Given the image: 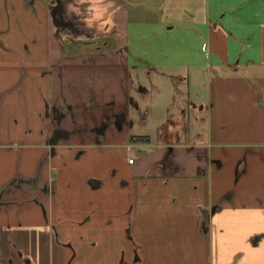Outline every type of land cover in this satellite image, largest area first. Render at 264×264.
<instances>
[{
  "label": "crops",
  "instance_id": "obj_1",
  "mask_svg": "<svg viewBox=\"0 0 264 264\" xmlns=\"http://www.w3.org/2000/svg\"><path fill=\"white\" fill-rule=\"evenodd\" d=\"M133 5L0 0V264H264V20L242 72Z\"/></svg>",
  "mask_w": 264,
  "mask_h": 264
},
{
  "label": "rangeland",
  "instance_id": "obj_2",
  "mask_svg": "<svg viewBox=\"0 0 264 264\" xmlns=\"http://www.w3.org/2000/svg\"><path fill=\"white\" fill-rule=\"evenodd\" d=\"M207 0H132L135 5L132 7V20H131V34H132V43L133 47H145L148 46H157L162 40H165V32L159 33L157 37H152L150 43L138 34L139 28L140 31H143V21L154 16V13H157L159 17L162 18L163 22L175 20L178 21V30L174 29L173 32L177 34V41L181 44L180 40L182 36H186L184 29L187 28L190 24H193L191 20V14H195L200 20V27L203 26V19L205 15V3ZM211 2L213 18L219 20L217 24L223 27L229 34L234 33L237 37L234 38V42L230 46V50L233 52L232 63L234 67H237L239 71L248 72L249 70L254 69L252 60H256L259 57V52L257 47L254 45V35L259 32V25L261 21L264 20V0H209ZM148 8H147V7ZM156 10L154 12L150 10ZM146 11V12H145ZM164 11V12H163ZM145 12V13H144ZM226 15L223 18H219ZM149 14V16H148ZM241 15V16H239ZM240 18L239 21H237ZM141 19V20H140ZM108 20V19H107ZM141 24V25H140ZM166 25V23H165ZM159 27V26H158ZM140 37V39H139ZM98 40L101 44L104 45V40ZM136 40V42L133 41ZM109 41V39H106ZM103 41V42H102ZM191 39V44H192ZM189 42V41H188ZM242 42V46L240 43ZM252 42L251 46L247 43ZM194 43V41H193ZM178 44V49L181 48ZM190 42L188 47H191ZM245 44V48L243 47ZM185 44H183L184 46ZM204 41L199 40V53L204 56ZM218 67V64L214 65V68Z\"/></svg>",
  "mask_w": 264,
  "mask_h": 264
},
{
  "label": "trees",
  "instance_id": "obj_3",
  "mask_svg": "<svg viewBox=\"0 0 264 264\" xmlns=\"http://www.w3.org/2000/svg\"><path fill=\"white\" fill-rule=\"evenodd\" d=\"M81 45H83V46H87V47H89V46H93L92 43H91V41H88V42L82 43Z\"/></svg>",
  "mask_w": 264,
  "mask_h": 264
},
{
  "label": "built area",
  "instance_id": "obj_4",
  "mask_svg": "<svg viewBox=\"0 0 264 264\" xmlns=\"http://www.w3.org/2000/svg\"><path fill=\"white\" fill-rule=\"evenodd\" d=\"M133 160H134V159H133V158H131V159H130V162H133Z\"/></svg>",
  "mask_w": 264,
  "mask_h": 264
}]
</instances>
